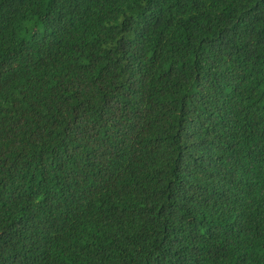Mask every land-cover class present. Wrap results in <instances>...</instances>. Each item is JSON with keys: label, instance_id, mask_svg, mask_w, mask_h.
I'll return each instance as SVG.
<instances>
[{"label": "trees", "instance_id": "trees-1", "mask_svg": "<svg viewBox=\"0 0 264 264\" xmlns=\"http://www.w3.org/2000/svg\"><path fill=\"white\" fill-rule=\"evenodd\" d=\"M0 264H264V0H0Z\"/></svg>", "mask_w": 264, "mask_h": 264}]
</instances>
